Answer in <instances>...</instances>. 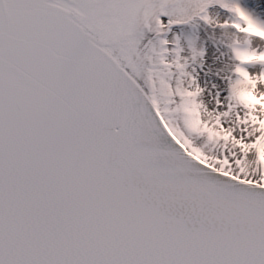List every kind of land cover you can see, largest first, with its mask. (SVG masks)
Listing matches in <instances>:
<instances>
[{
    "label": "snow or ice",
    "instance_id": "snow-or-ice-1",
    "mask_svg": "<svg viewBox=\"0 0 264 264\" xmlns=\"http://www.w3.org/2000/svg\"><path fill=\"white\" fill-rule=\"evenodd\" d=\"M0 264H264V0H0Z\"/></svg>",
    "mask_w": 264,
    "mask_h": 264
}]
</instances>
